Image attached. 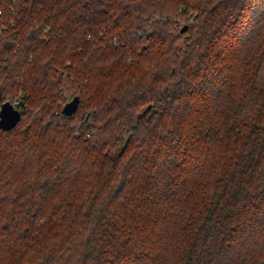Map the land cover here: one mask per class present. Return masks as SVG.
Returning <instances> with one entry per match:
<instances>
[{
	"label": "trees",
	"instance_id": "trees-1",
	"mask_svg": "<svg viewBox=\"0 0 264 264\" xmlns=\"http://www.w3.org/2000/svg\"><path fill=\"white\" fill-rule=\"evenodd\" d=\"M7 101L0 264H264V0H0Z\"/></svg>",
	"mask_w": 264,
	"mask_h": 264
},
{
	"label": "water",
	"instance_id": "water-1",
	"mask_svg": "<svg viewBox=\"0 0 264 264\" xmlns=\"http://www.w3.org/2000/svg\"><path fill=\"white\" fill-rule=\"evenodd\" d=\"M187 30L185 26L181 32L184 33ZM80 104V98L77 96L68 102L64 108L63 113L66 116H72L78 109ZM22 113L15 107L14 104L7 101L1 105L0 108V128L5 131L12 130L21 121Z\"/></svg>",
	"mask_w": 264,
	"mask_h": 264
},
{
	"label": "rangeland",
	"instance_id": "rangeland-1",
	"mask_svg": "<svg viewBox=\"0 0 264 264\" xmlns=\"http://www.w3.org/2000/svg\"><path fill=\"white\" fill-rule=\"evenodd\" d=\"M13 104H14L15 106H17V105H18V101H15Z\"/></svg>",
	"mask_w": 264,
	"mask_h": 264
}]
</instances>
